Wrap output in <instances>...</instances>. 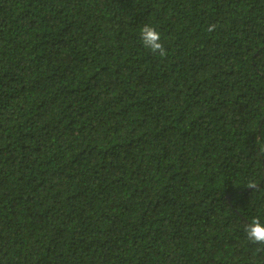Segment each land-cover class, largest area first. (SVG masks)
<instances>
[{
    "label": "trees",
    "instance_id": "obj_1",
    "mask_svg": "<svg viewBox=\"0 0 264 264\" xmlns=\"http://www.w3.org/2000/svg\"><path fill=\"white\" fill-rule=\"evenodd\" d=\"M253 218L264 0H0V264H264Z\"/></svg>",
    "mask_w": 264,
    "mask_h": 264
},
{
    "label": "clouds",
    "instance_id": "obj_2",
    "mask_svg": "<svg viewBox=\"0 0 264 264\" xmlns=\"http://www.w3.org/2000/svg\"><path fill=\"white\" fill-rule=\"evenodd\" d=\"M139 37L140 43L145 49L159 56L165 55L162 35L154 24L144 23L139 29ZM244 232L249 240L264 243V219L253 218L245 226Z\"/></svg>",
    "mask_w": 264,
    "mask_h": 264
}]
</instances>
